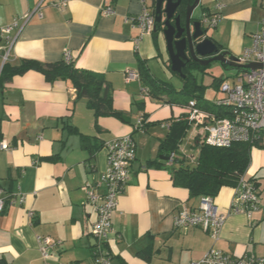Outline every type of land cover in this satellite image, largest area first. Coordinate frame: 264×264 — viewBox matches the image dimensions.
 <instances>
[{
    "label": "crops",
    "instance_id": "crops-1",
    "mask_svg": "<svg viewBox=\"0 0 264 264\" xmlns=\"http://www.w3.org/2000/svg\"><path fill=\"white\" fill-rule=\"evenodd\" d=\"M62 1L0 0V75L6 62H56L64 59L68 49L77 67L105 75L114 106L127 120L101 117L98 130L94 111L84 98L77 99L70 81L48 82L36 70L0 82V197H6L10 187L17 198L0 214V259L11 264H43L38 237L45 236L61 241L50 264H95L92 226L97 213L87 201L88 185L96 186L106 168V143L126 135L135 138L137 157L112 215L107 243L110 264H188L211 247L235 255H264V199L252 218L229 213L234 196L231 186L214 197L226 214L217 240L201 227L174 224L180 209H198L203 198L174 184L168 165L161 163L160 143L171 123L186 116V109L152 97L141 79L127 81L125 77L127 68L138 71L139 59L146 60L152 73L155 61L165 67L169 59L164 54L163 33L155 39L134 20L153 0H67L59 8ZM262 1H201L203 14H220L211 37L222 50L239 57L252 46L264 16ZM39 4L43 16L36 12L26 22L25 15ZM107 7L113 12L106 13ZM15 20L19 26L11 33L16 40L9 50L3 29ZM142 115L146 122L137 128ZM82 135H88L89 141L84 143ZM186 137L188 148L181 144L180 150L188 151L195 142L188 129ZM2 143L10 149H3ZM93 146L97 150L91 153ZM257 156L248 174L256 177L261 197L258 173L264 167V153ZM101 191L96 186V192ZM147 247L149 260L142 256Z\"/></svg>",
    "mask_w": 264,
    "mask_h": 264
},
{
    "label": "built area",
    "instance_id": "built-area-1",
    "mask_svg": "<svg viewBox=\"0 0 264 264\" xmlns=\"http://www.w3.org/2000/svg\"><path fill=\"white\" fill-rule=\"evenodd\" d=\"M66 5L67 0H63L57 6L64 8ZM262 6L264 8V0ZM221 7V4L217 5L218 9ZM36 12L40 17L43 16L41 4L25 15L26 22ZM105 12L112 13L113 10L107 7ZM219 19L220 14L218 12L213 15L205 14L203 24L207 27H213L217 25ZM134 20L143 33L152 34L155 30L156 13L147 5L143 7L141 13ZM18 26V20H15L3 29L4 33L8 35L9 50L16 40V37L11 36V33ZM64 59L67 62L71 61V54L68 49L64 52ZM239 59L242 64L257 62L264 65V16L261 19L259 29L253 35L252 46L245 49ZM125 77L127 81L140 79L139 72L131 68L125 69ZM219 89L222 96L218 98L216 105L224 110V115L202 107L196 99H192L184 105L186 119L189 122L190 139L216 147H228L235 142L264 143V67L241 72L238 76V82L235 84L223 80ZM145 91L148 92L147 89ZM145 122L146 119L142 115L137 121L136 127L141 128ZM1 147L10 149L7 143H2ZM105 148L107 150V164L96 185L102 191L97 193L96 186L89 184L87 195L88 203L94 206L97 213L96 221L92 226V236L95 241L93 253L95 264L111 263L107 243L113 230L112 215L118 207L119 195L128 181L131 166L137 157V142L132 135L108 141ZM181 151H184V148H181ZM175 157L176 153L174 152L169 155L166 160L168 166L174 163ZM257 183V180L249 178L247 174L240 176L237 185L234 187V196L229 213H244L252 218L254 212L259 210L262 204ZM1 192H3L2 189ZM18 200L22 203L24 201L23 196ZM16 201V196L9 202H7L6 197L1 196L0 214L5 211L7 204H13ZM225 220L226 214L220 211L210 196L202 198L201 206L198 209L184 207L174 216V224L177 228L201 227L216 240L219 238ZM38 242L44 259L43 264H50L49 260L52 253L56 251V247L61 241L39 236ZM188 264H264V255H235L211 247L202 258Z\"/></svg>",
    "mask_w": 264,
    "mask_h": 264
},
{
    "label": "trees",
    "instance_id": "trees-1",
    "mask_svg": "<svg viewBox=\"0 0 264 264\" xmlns=\"http://www.w3.org/2000/svg\"><path fill=\"white\" fill-rule=\"evenodd\" d=\"M194 0H184L183 13L185 15L186 5ZM156 0H153L152 9L155 11ZM156 30L153 31L155 39L159 33H163L165 26L163 23H156ZM219 45V44H218ZM220 46V45H219ZM164 65L173 75L179 78L180 84L163 80L151 72L146 60L139 59L138 72L143 85L149 94L155 98H162L170 104L185 105L190 100L196 99L199 104L211 111L224 115L225 112L218 107V97L210 100L205 98V91L208 86L199 83L193 71L205 72L208 66L194 64L186 67L182 76L171 70L170 59L164 61ZM225 68L229 67L223 65ZM29 70L41 72L48 82H55L64 79L71 82L77 93V99H85L89 108L94 111L95 125L100 130L99 119L105 116H115L122 120H127V115L119 111L113 102L111 84L103 73L91 71L77 67L72 60L67 62L65 59L56 62L43 63L33 59H23L18 65H11L6 62L0 75V82L9 81L17 74H24ZM220 86L223 79L216 80ZM215 81V82H216ZM189 122L185 114L174 120L168 131V135L160 143V153L165 158L161 161L167 165L166 160L174 152L176 157L174 163L168 166L171 170L173 183L185 187L191 196L202 197L210 196L214 199L219 191L225 186L235 187L240 176L247 174L249 178L257 180L255 176L248 174L251 163L252 150L254 147L264 148L261 142H235L228 147H216L196 140L189 150H180V146L186 136ZM78 131L76 128L70 129ZM88 135H82V141H89ZM97 150L91 147V153ZM190 151V153H189ZM197 153L194 154V152ZM258 184V183H257ZM259 186V185H258ZM15 197L10 187L7 189L6 199L9 202ZM8 205V204H7ZM142 256L150 259L151 254L148 247L143 251ZM0 264H11L4 259H0Z\"/></svg>",
    "mask_w": 264,
    "mask_h": 264
},
{
    "label": "water",
    "instance_id": "water-1",
    "mask_svg": "<svg viewBox=\"0 0 264 264\" xmlns=\"http://www.w3.org/2000/svg\"><path fill=\"white\" fill-rule=\"evenodd\" d=\"M201 1L202 0H194L192 3L189 2L187 4L185 26H182L181 15L178 14L175 16L182 0H156V21L163 23L165 26L163 35L166 40L167 51L171 61V70L183 77L186 76L184 68L189 58L184 50L185 45L181 46V44H184L186 41L189 42L192 58L203 66L218 61L222 63V65H227L240 72L264 67L263 64L257 62L242 64L238 56L233 55L230 51L221 50L218 43L211 36L207 35L209 28L204 26L203 20L193 18V13L195 9L200 6ZM172 19H175V24L171 23ZM156 29L155 27V30ZM184 32L186 33V37L181 38ZM201 37L202 39L197 41V39ZM214 53L217 54L210 58H202Z\"/></svg>",
    "mask_w": 264,
    "mask_h": 264
},
{
    "label": "rangeland",
    "instance_id": "rangeland-1",
    "mask_svg": "<svg viewBox=\"0 0 264 264\" xmlns=\"http://www.w3.org/2000/svg\"><path fill=\"white\" fill-rule=\"evenodd\" d=\"M203 17V13L201 10V6H198L194 13H193V18L194 19H202ZM213 27H209L208 31H207V35L211 36V33L213 32ZM164 54L166 56H168V52L166 51V47L164 50ZM152 71L154 72V74L166 81H170L176 84H180L179 82V78L175 75H173V73L171 71H169L167 68H165L163 66L162 63H160L159 61H155L154 65L152 67ZM194 75L198 78L199 83H203L206 86H208L207 90L205 91V98H208L210 100H213V98L216 97H221L222 93L220 92L219 86H217V81L219 79H223L226 81L231 82L232 84H235L236 82H238V76L241 74L240 71L227 67L225 68L222 63L216 61L213 64L209 65L207 70L205 72H201V71H193ZM216 81V82H215ZM178 105V104H176ZM182 106V105H181ZM182 145L184 148H188V141H187V137L185 136V139L182 141ZM190 153V151H189ZM197 153V151L194 152V154ZM258 155L262 156L264 153V148L262 147H254L252 150V156H251V163L250 166L252 164V160L258 159ZM249 166V168H250ZM248 168V171H249ZM258 177H261L260 179L262 180V194H261V198L264 199V167L262 170L259 171L258 173Z\"/></svg>",
    "mask_w": 264,
    "mask_h": 264
},
{
    "label": "flooded vegetation",
    "instance_id": "flooded-vegetation-1",
    "mask_svg": "<svg viewBox=\"0 0 264 264\" xmlns=\"http://www.w3.org/2000/svg\"><path fill=\"white\" fill-rule=\"evenodd\" d=\"M183 1H184V0H182L180 6L178 7L175 16L178 15V14H180V15H181V25H182V26H185V16H186V12H185V15H184V13H183V5H184V2H183ZM186 7H187V5H186ZM204 15H205V14H203V17H204ZM203 17H202L201 20H203ZM171 23H172V24H175V23H176V22H175V19H172V20H171ZM204 26H206V25H204ZM208 28H209V27H208ZM184 37H186V33H185V32L182 34L181 38H184ZM201 39H202V37L199 38V39H197V41H198V40H201ZM182 45H185L184 50H185V53H186L187 57L189 58V61H187L186 67H191V66H193L194 64H199V65H201L198 61H196V60H194V59L192 58L191 51H190V47H189V42L186 41L184 44H181V46H182ZM220 48H221V47H220ZM221 50H222V49H221ZM216 54H217V53H214V54H212V55H207L206 57H202V58H210V57H212L213 55H216ZM214 62H216V61H214ZM214 62H211L209 65L213 64ZM209 65H207V66H209ZM202 66H203V65H202ZM186 67H185V68H186ZM185 68H184V69H185Z\"/></svg>",
    "mask_w": 264,
    "mask_h": 264
}]
</instances>
